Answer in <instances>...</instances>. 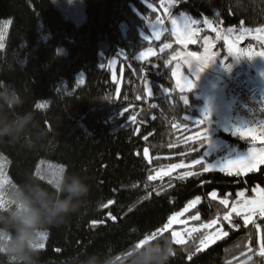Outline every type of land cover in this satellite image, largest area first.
Masks as SVG:
<instances>
[{
  "label": "trees",
  "instance_id": "1",
  "mask_svg": "<svg viewBox=\"0 0 264 264\" xmlns=\"http://www.w3.org/2000/svg\"><path fill=\"white\" fill-rule=\"evenodd\" d=\"M160 1L0 0V20L7 21H0V87H14L24 99L17 111L31 110L38 121L31 147L0 142V208L7 206L6 191L13 183L54 173L60 166L86 177L90 189L76 212L48 226L38 264H80L94 252L122 257L139 247V241L154 239L151 234L170 214L196 195L201 200L193 211L199 220L217 219L226 234L200 249L206 230L191 233L184 244L174 243L166 231L162 235L175 245L170 264H264V218L255 216L245 226L233 213L238 228L223 219L240 190L249 194L264 184V166L244 175L204 171L214 154L192 164L205 147L206 140L196 137L205 123H196L194 103L199 101L175 83L167 63L172 47L136 59L143 48H158L172 39L170 32L160 40L142 35L146 22L160 15ZM174 1L172 11L207 17L216 26L264 28V0ZM241 44L264 51L252 35ZM111 57H117L122 71L119 83L111 78ZM184 93L190 98L187 104L181 99ZM216 134L247 145L222 130ZM174 163L182 166L148 179L156 169ZM221 199H228L227 208ZM0 264H9L3 255Z\"/></svg>",
  "mask_w": 264,
  "mask_h": 264
},
{
  "label": "rangeland",
  "instance_id": "2",
  "mask_svg": "<svg viewBox=\"0 0 264 264\" xmlns=\"http://www.w3.org/2000/svg\"><path fill=\"white\" fill-rule=\"evenodd\" d=\"M174 4H175L174 0H164L163 4L160 1L157 9L159 10L160 13L159 16L164 21V24L162 26L156 25V18H157L156 17L153 20L147 21L146 22L147 30L142 31V35L144 37H147L150 40L151 39L156 40L152 35L153 25H156V30H160L161 28L166 29L165 31L162 32L161 38L165 33L170 32L172 39H166L161 41L158 44V48L155 46H148L143 48L142 50L136 53V59L144 60L146 58L153 56V55H149L144 59L139 58L140 53L146 52L149 47H151L156 54L157 52L161 51V47L163 44L169 43L172 45V49L168 52L167 63L171 65L172 73L174 70L177 71L178 73L177 78H179V76L182 75L185 78H188L193 81L194 87L188 92H191L192 97L199 101L198 103H194L199 113V116L196 117L195 119H198L199 121L203 120L205 109H207V120L204 122L205 126H203L205 131V136L207 137V139L205 142V147L202 150V154L199 155V157L196 160L198 159L204 160L206 157H210L212 156V154H214L215 160L208 162L207 164H218L224 162L227 159L237 158L238 155L244 156L248 153L250 148L254 147L258 149L260 147H264V145H261L258 141L253 142L249 139H243L247 143V145H245L244 147H240L237 142L229 140L228 138L222 135L216 134L219 130H222L223 132L230 133L233 137H239L238 135L232 134V129L245 124L244 121L243 120L241 121V119L239 118H236L234 122L231 121L230 113L232 111L234 101L232 100V98H226V96L223 95L220 86V83L225 78L233 75L235 76L243 75L245 79L252 85V87L257 89L264 97V57L261 56H255L252 58H248L247 56L236 57L230 55L228 52V45L233 44L234 42L236 44V47L242 50L251 49L253 52L262 51L260 48H256L252 44L241 45V41L243 40V37L246 35L247 36H251L254 34L264 35V31H260L261 29L264 28L258 27L254 31L250 29L242 28L238 31H235L231 27L224 28L222 26H216L207 17L195 18L185 11L182 12L172 11ZM166 10L170 13V15H165ZM180 16H184L185 18L198 21L197 24L191 26L193 30L199 29L195 37V39L197 40L196 44H189L187 46H182L176 43V39L172 34V25L170 23V19L178 18ZM205 20L211 22V27L205 24ZM0 21L4 22L6 20H0ZM206 39L208 42L207 44L205 43ZM209 44L211 45L209 52L215 53L216 57L202 71H199L197 69L198 65L195 60H192L191 66H189V63L183 59V55L187 52H197L201 57H204L205 55L208 54L205 52V48L208 47ZM198 46L200 47L199 49H197ZM177 52L181 53V57H177L174 59L173 57ZM111 60H115L116 62L111 67H109L111 71V78L112 80L117 81L119 83L120 76L122 74L121 68H119V66L117 65V57H111L109 62ZM109 62H108V66H109ZM258 77L261 80H259ZM177 78H174L175 83ZM182 96L187 97V102L190 101V98L187 93H184ZM203 127L199 128L197 132L203 131ZM174 164L181 165L180 163H174ZM171 165L156 169L152 176L158 177L161 175H157V173L172 172L176 168H171ZM211 170H219V168L217 167ZM256 187L264 188V184L256 185L253 188ZM253 188L251 193L249 194H246L244 190H240L239 192H243L245 194V198L251 199L255 195L253 193ZM196 197H200V196L196 195L192 197L179 210L170 214V216H172L176 213H182L181 216L177 217V221L170 226L169 231L180 232L185 241L191 229L195 228L198 230H206L203 239L199 243V248L204 249L210 244H212L214 241H216L217 239L223 237L226 234V232L225 230H223L222 225L218 224V220L215 218L208 220L191 219V217L199 215L198 212L193 211V208L196 206V204L200 202L201 197L198 203H196L192 207H189L187 212L184 211L185 207H187L191 201L195 200ZM230 210H231V206H230ZM256 216L259 215L257 214ZM212 220H216L217 223L209 228L203 227V225L209 224ZM180 221H184L185 223H181ZM208 237H215V239H206ZM202 241H205V243H201Z\"/></svg>",
  "mask_w": 264,
  "mask_h": 264
},
{
  "label": "clouds",
  "instance_id": "3",
  "mask_svg": "<svg viewBox=\"0 0 264 264\" xmlns=\"http://www.w3.org/2000/svg\"><path fill=\"white\" fill-rule=\"evenodd\" d=\"M23 104V97L14 87H0V142L32 146L31 133L38 130V121L31 110L17 111ZM89 190L86 177L67 167L56 174L30 176L23 184L13 183L6 191L7 206L0 208V234L11 232L8 238H0V255L9 264H38L42 251L39 244L47 236L48 226L58 225L76 212ZM174 253L172 239L159 235L139 247L134 245L122 257L94 252L80 264H170Z\"/></svg>",
  "mask_w": 264,
  "mask_h": 264
},
{
  "label": "snow or ice",
  "instance_id": "4",
  "mask_svg": "<svg viewBox=\"0 0 264 264\" xmlns=\"http://www.w3.org/2000/svg\"><path fill=\"white\" fill-rule=\"evenodd\" d=\"M164 0H161V3L163 4ZM165 15H170V13L166 10ZM170 23L172 25V34L176 39V43L182 46H187L189 44H196L197 40L195 39L196 33L199 31V29L193 30L191 27L192 25H195L198 23L196 20H191L189 18H185L184 16H180L178 18H171ZM164 21L160 18V16H157L156 18V25H163ZM205 24L211 27V22L208 20H205ZM156 25H153V37L156 40H160L162 32L166 29L161 28L160 30H156ZM231 31V30H229ZM260 31H264V29H261ZM0 38H2V34H0ZM145 39H148L145 37ZM205 43L207 44V39L205 40ZM227 43V42H226ZM172 45L169 43H165L161 47V51L167 48H171ZM211 48V45L209 44L208 47L205 48V52L208 53L204 57H201L197 52H187L183 55V59L189 63V66H191V61L195 60L197 62V69L199 71H202L205 67L208 66L210 62H212L216 54L209 52V49ZM228 52L230 55L236 56V57H242L247 56L248 58H252L255 56H261L264 57V51L259 52H253L251 49H244L241 50L240 48L236 47L235 42L233 44L228 45ZM149 55H155L154 50L149 47L146 52H141L139 58L144 59ZM177 57H181V53L177 52L174 59ZM115 60H111L109 62V67H111L113 64H115ZM177 71H173L172 76L173 78H177ZM176 85L179 88V90L183 92H188L194 87V83L192 80L185 78L184 76H179V78L176 79ZM145 92L149 95L151 94V90L148 87L147 81L145 82ZM181 99L183 100L184 104H187V97L182 96ZM37 107H40V105H37ZM134 119V118H133ZM207 120V109H205L204 118L203 120L196 121L198 125L203 126L204 122ZM233 135H238L241 139H249L253 142L258 141L261 145H264V123H261L259 127H252L246 124H243L242 126L235 127L232 129ZM196 137L202 138V142L206 140L205 131L203 127V131L197 132ZM190 139H192L190 137ZM145 156L148 155V149H144ZM202 160H193L192 164H201ZM182 165L174 164L171 165V168H179ZM260 166H264V147L260 148H250L248 153L244 156H237V158L234 159H227L222 163L218 164H206L204 166V171H209L211 169L219 168L220 171H226L228 175H241V174H247L249 172L257 171ZM63 167L60 166L57 168V170L53 173L56 174L58 170H61ZM0 169H2V166H0ZM168 173H157V175H167ZM3 173L0 171V176H2ZM149 180L156 179L155 176H149ZM2 183V181H0ZM253 193L255 194L253 198H245V194L243 192H238L236 196L238 199L231 204V210L229 212H226L223 216L224 221H227L230 225L233 227L238 228L239 225H236L233 223L232 220V214L234 213L237 217H241L243 219V224L245 226L249 225L250 223H254V217L258 214L261 218H264V188L256 187L253 188ZM212 198H216L217 193L215 191L211 192L209 194ZM200 200V197H196L195 200L191 201L190 204L185 207L184 211L187 212L189 207L194 206L196 203H198ZM220 204L224 205L226 208L229 206L228 199H221ZM109 204L112 203L110 200L108 202ZM182 213H176L168 218V221L161 227L156 229L152 234L151 237L155 238L158 234H163L166 231L170 230V226L177 221V217L181 216ZM192 220H199V215L191 217ZM181 223H185L184 221H180ZM216 220H212L209 224L203 225L205 228H209L212 225L216 224ZM257 229H259V225H257ZM198 229H191L189 232V235L191 232L197 231ZM172 239L174 243L176 244H184L185 241L182 237V234L180 232L172 231L171 232ZM147 238V237H146ZM206 239H215V237H208ZM201 243H205V241H202ZM262 243V252L261 254L264 255V241ZM142 244V241H139L137 243V246H140Z\"/></svg>",
  "mask_w": 264,
  "mask_h": 264
},
{
  "label": "built area",
  "instance_id": "5",
  "mask_svg": "<svg viewBox=\"0 0 264 264\" xmlns=\"http://www.w3.org/2000/svg\"><path fill=\"white\" fill-rule=\"evenodd\" d=\"M222 93L234 103L230 113L231 121L244 119L246 125L259 127L264 123V99L243 76H230L222 81Z\"/></svg>",
  "mask_w": 264,
  "mask_h": 264
},
{
  "label": "water",
  "instance_id": "6",
  "mask_svg": "<svg viewBox=\"0 0 264 264\" xmlns=\"http://www.w3.org/2000/svg\"><path fill=\"white\" fill-rule=\"evenodd\" d=\"M254 37H256L257 39H259L263 44H264V35H258V34H254L252 35ZM242 45V44H241ZM242 47V46H241ZM242 50V49H241ZM244 59V58H243ZM246 65V64H244Z\"/></svg>",
  "mask_w": 264,
  "mask_h": 264
},
{
  "label": "crops",
  "instance_id": "7",
  "mask_svg": "<svg viewBox=\"0 0 264 264\" xmlns=\"http://www.w3.org/2000/svg\"><path fill=\"white\" fill-rule=\"evenodd\" d=\"M258 79L261 80L259 77H258ZM254 89H255V88H254ZM256 90H257V89H256ZM257 91H258V90H257ZM226 98H228V97H226ZM232 100H233V99H232ZM233 103H234V102H233ZM242 120H243L244 123H245V120L241 118V121H242ZM245 124H246V123H245ZM213 161H214V160H213Z\"/></svg>",
  "mask_w": 264,
  "mask_h": 264
}]
</instances>
